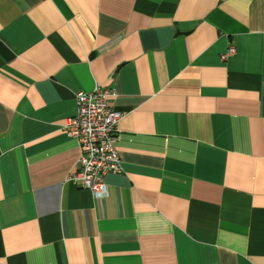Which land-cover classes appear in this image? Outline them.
Instances as JSON below:
<instances>
[{
	"label": "crops",
	"instance_id": "1",
	"mask_svg": "<svg viewBox=\"0 0 264 264\" xmlns=\"http://www.w3.org/2000/svg\"><path fill=\"white\" fill-rule=\"evenodd\" d=\"M94 86L99 198L65 182ZM0 264H264V0H0Z\"/></svg>",
	"mask_w": 264,
	"mask_h": 264
},
{
	"label": "built area",
	"instance_id": "2",
	"mask_svg": "<svg viewBox=\"0 0 264 264\" xmlns=\"http://www.w3.org/2000/svg\"><path fill=\"white\" fill-rule=\"evenodd\" d=\"M234 54L228 49L219 57L224 61ZM114 91L94 86L74 97L75 114L63 126L65 135L78 148L77 167L65 177V182L87 190L94 198L104 197L107 189L103 176L120 171V161L115 148L116 126L122 112L111 106Z\"/></svg>",
	"mask_w": 264,
	"mask_h": 264
}]
</instances>
